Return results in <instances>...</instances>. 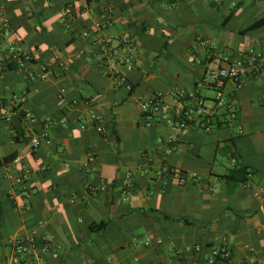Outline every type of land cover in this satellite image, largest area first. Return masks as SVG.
<instances>
[{"label": "crops", "instance_id": "0c3cea01", "mask_svg": "<svg viewBox=\"0 0 264 264\" xmlns=\"http://www.w3.org/2000/svg\"><path fill=\"white\" fill-rule=\"evenodd\" d=\"M0 5V22H9L20 47L39 64L56 60L44 80L13 64L0 72V264H208L215 246L232 251L216 264H264V71L241 87L228 80L236 118L218 110L205 130L194 117L172 152L175 130L163 119L147 125L139 105L162 93L163 113L180 116L198 99L214 106L215 91L197 83L251 46L264 50V0ZM108 32L117 36L113 45L127 35L138 47L121 84L98 44ZM4 43L0 32V52ZM175 85L186 99H173ZM31 136L43 142L33 148ZM165 164L173 170L157 176ZM176 171L198 178L182 181ZM30 235L35 246L18 255L12 240Z\"/></svg>", "mask_w": 264, "mask_h": 264}, {"label": "built area", "instance_id": "2783aa9c", "mask_svg": "<svg viewBox=\"0 0 264 264\" xmlns=\"http://www.w3.org/2000/svg\"><path fill=\"white\" fill-rule=\"evenodd\" d=\"M55 0H48L49 3H54ZM5 10L4 5H0V18H2ZM84 11H91V7L87 6ZM72 13V6L69 5L62 9L61 22L68 23V17ZM112 13V9L107 7L105 14L109 16ZM0 32L2 33L5 43L0 52V72H2L9 65L13 64L25 73L27 78L41 79L47 78L49 71L55 64V59L51 62L37 63L29 50L20 47L12 37V27L8 21L2 20L0 22ZM85 36H88V31L84 32ZM117 39L114 33L108 32L98 38V44L100 45L102 52L105 55V65L110 68L113 73L115 82L121 84L125 82V71H131L136 65L138 47L134 44L130 37L124 35L120 37L119 44L113 45V42ZM209 41H204L208 43ZM123 70H121V68ZM39 68L40 72H37ZM264 71V50L251 46L245 52L242 57L229 58L224 65L217 68L208 69L204 76L198 81L197 86L199 88H209L215 91L214 106H209L205 103V100L198 99L195 105L185 108L180 116L172 115L162 112V103L164 95L157 93L153 97L142 100L139 102L143 117L146 120L147 125H152L154 121L163 119L169 126L175 130V135L168 138V152H172L177 149L176 136L185 135L189 131L190 122L194 117H198L200 125L205 130H210L213 125L218 110H226L231 118H236L237 109L231 105L225 99V88L228 80H232L238 87L245 85L251 77L260 75ZM171 96L176 102L182 101L187 97V91L182 86L175 85L170 91ZM60 97L63 98L64 94L61 91ZM72 104H77L78 100L73 99ZM23 116L30 118L31 115L28 111L23 110ZM89 119L99 121L97 124V130L105 133L106 129L97 115L91 113L88 115ZM7 119H10V114H7ZM80 127L85 129L87 127L88 120L86 117L81 116ZM43 142V138L38 136H31L30 145L33 148H37ZM234 159L232 165H235ZM168 165L165 164L161 169L156 171L157 176H162L163 173L172 171ZM175 175L184 181L187 178L197 179V174L190 173L186 177L180 171H176ZM247 185V183L245 182ZM12 198L15 196L11 193ZM16 203V202H15ZM14 250L18 255H26L35 246L36 238L34 235L27 237H15L13 240ZM148 244V242H146ZM196 249H200L196 246ZM232 251L228 247L215 246L212 248L210 257L207 260L208 264H216L218 261L230 259ZM264 263V261H263ZM253 264V262H249Z\"/></svg>", "mask_w": 264, "mask_h": 264}, {"label": "trees", "instance_id": "16d2710c", "mask_svg": "<svg viewBox=\"0 0 264 264\" xmlns=\"http://www.w3.org/2000/svg\"><path fill=\"white\" fill-rule=\"evenodd\" d=\"M261 22H255L252 25H249L248 27H246L243 31H248L254 28H257L258 26H260ZM241 172V170H235L233 171V173L230 175V177H235V173ZM245 173V172H244ZM246 177V174L244 175L243 179L244 180Z\"/></svg>", "mask_w": 264, "mask_h": 264}]
</instances>
